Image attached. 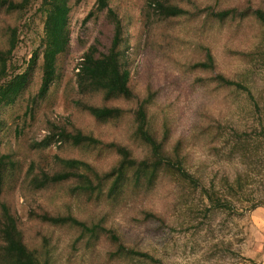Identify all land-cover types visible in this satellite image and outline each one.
I'll list each match as a JSON object with an SVG mask.
<instances>
[{"label": "rangeland", "instance_id": "obj_1", "mask_svg": "<svg viewBox=\"0 0 264 264\" xmlns=\"http://www.w3.org/2000/svg\"><path fill=\"white\" fill-rule=\"evenodd\" d=\"M149 1L110 0L124 27L123 67L130 72L133 99L78 91L84 54L93 44L106 51L113 35L96 0L69 1V45L58 56L56 78L45 96H39L45 1L30 0L15 11L0 4V47L15 32L12 71L28 74L22 93L0 108V158L9 155L19 163L2 200L11 205L32 248L45 249L44 238H49L53 264H264V26L250 15L222 22L213 16V10H264V0H174L187 13L170 19L156 17ZM209 51L214 70L200 67ZM217 74L244 88L220 85ZM79 100L121 108L125 115L96 120L77 106ZM143 104L156 137L169 153L180 154L191 174L218 185L244 174L248 194L230 210L212 211L200 190L171 171L158 173L152 184L145 181L147 186L132 180L113 200L107 194L99 200L73 195L71 184L33 194L21 183L32 160L45 167L55 156L81 159L108 172L120 160L112 143L143 160L149 151L134 135V113ZM58 125L104 145L73 146L57 136L41 145ZM238 133H247L246 143H238ZM252 201L263 206L243 212ZM32 211L71 214L90 227L100 224L154 261L126 260L109 235L96 240L85 232L83 238L82 229L44 223L33 219Z\"/></svg>", "mask_w": 264, "mask_h": 264}, {"label": "trees", "instance_id": "obj_2", "mask_svg": "<svg viewBox=\"0 0 264 264\" xmlns=\"http://www.w3.org/2000/svg\"><path fill=\"white\" fill-rule=\"evenodd\" d=\"M30 0H22L16 3L15 0H1L0 4L10 11L23 8ZM47 19L45 24V41L43 50L42 83L39 96H45L54 82L57 74L58 56L64 53L69 45L67 26L71 7L70 0H44ZM97 8L100 12L107 13V20L112 26V40L106 51H99L96 44L84 54L79 64L77 73V88L80 94L104 93L109 98L111 96H121L126 99H133L134 94L130 87V72L125 70L124 46L122 20L117 12L111 7L110 0H96ZM151 10L158 18L170 19L185 15L187 11L174 4V0H150L148 3ZM254 16L259 23L264 26V10L249 7L240 10L232 8L215 12L213 16L219 21L227 19L244 18ZM17 35L10 34L8 45L0 47V108L13 103L26 88L28 74H18L12 71V56L17 47ZM200 67L214 70V57L208 52L207 62L200 64ZM216 80L222 86H237L244 88L241 84L232 81L222 74L216 75ZM77 106L96 120L106 121L120 118L125 115V110L109 105L97 106L79 100ZM135 137L139 139L148 149V155L140 160L133 156L132 151L127 147L115 143L109 144L119 154L118 164L110 171L102 173L90 163L76 158H66L55 156L54 160L45 167L42 162L31 161V164L22 176L21 183L31 190V193H44L56 186L71 184L69 192L73 195L87 196L89 200H99L107 194V198L113 200L119 196L126 185L144 183L145 186L152 184L154 178L162 171L174 172L178 177L189 182L192 187L200 190L209 203L212 211H226L232 208L235 200L248 194V186L244 182V174L239 175L234 181L225 179L220 185L215 181L205 183L201 178L191 174L177 152L169 153L165 148V142L159 140L150 125L146 105H141L134 113ZM56 133L46 137L41 145L47 146L56 136L62 143L73 146L98 147L104 145L103 141L85 135L80 130H70L64 126H57ZM261 137L264 138V130ZM238 143L245 142L247 133L237 134ZM19 163L9 155L0 158V264H53L50 241L44 238V248H32L26 240V231L18 217L12 212V207L3 201V195L8 184L15 181L19 172ZM147 181V183L145 182ZM107 193H104L105 187ZM263 206L262 202L252 201L245 211L255 210ZM31 217H37L44 223L53 226H69L82 229L83 238L88 232L90 239L100 238L101 235H109L111 240L118 245L119 251L124 254V259L133 261L138 259L151 263L153 257L144 252L123 244L121 238L107 230L100 224L88 226L86 223L78 221L71 214L51 215L49 212L38 214L32 211Z\"/></svg>", "mask_w": 264, "mask_h": 264}]
</instances>
